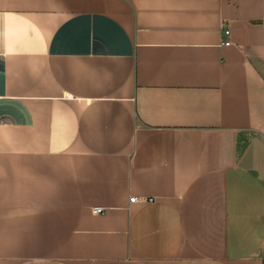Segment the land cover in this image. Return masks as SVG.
I'll return each instance as SVG.
<instances>
[{
    "label": "crops",
    "instance_id": "crops-1",
    "mask_svg": "<svg viewBox=\"0 0 264 264\" xmlns=\"http://www.w3.org/2000/svg\"><path fill=\"white\" fill-rule=\"evenodd\" d=\"M263 261L264 0H0V264Z\"/></svg>",
    "mask_w": 264,
    "mask_h": 264
},
{
    "label": "built area",
    "instance_id": "built-area-1",
    "mask_svg": "<svg viewBox=\"0 0 264 264\" xmlns=\"http://www.w3.org/2000/svg\"><path fill=\"white\" fill-rule=\"evenodd\" d=\"M228 30L226 29V30H224V33L225 34H228ZM229 41L227 40V41H222L221 42V44L222 45H229ZM136 200V197L135 196H132V197H130V201H135ZM145 201H153V199L152 198H148V199H145ZM104 209L102 208V207H100V206H95V207H93V212H95V213H98V212H102Z\"/></svg>",
    "mask_w": 264,
    "mask_h": 264
},
{
    "label": "trees",
    "instance_id": "trees-1",
    "mask_svg": "<svg viewBox=\"0 0 264 264\" xmlns=\"http://www.w3.org/2000/svg\"><path fill=\"white\" fill-rule=\"evenodd\" d=\"M263 264H264V261H263Z\"/></svg>",
    "mask_w": 264,
    "mask_h": 264
}]
</instances>
